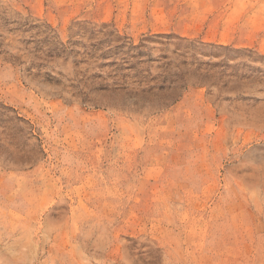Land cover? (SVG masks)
Segmentation results:
<instances>
[{"label":"rangeland","instance_id":"rangeland-1","mask_svg":"<svg viewBox=\"0 0 264 264\" xmlns=\"http://www.w3.org/2000/svg\"><path fill=\"white\" fill-rule=\"evenodd\" d=\"M0 264H264V0H0Z\"/></svg>","mask_w":264,"mask_h":264}]
</instances>
